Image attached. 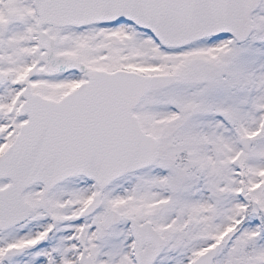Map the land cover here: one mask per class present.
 <instances>
[{
    "label": "snow or ice",
    "instance_id": "6c2138e0",
    "mask_svg": "<svg viewBox=\"0 0 264 264\" xmlns=\"http://www.w3.org/2000/svg\"><path fill=\"white\" fill-rule=\"evenodd\" d=\"M0 264H264V0H0Z\"/></svg>",
    "mask_w": 264,
    "mask_h": 264
}]
</instances>
